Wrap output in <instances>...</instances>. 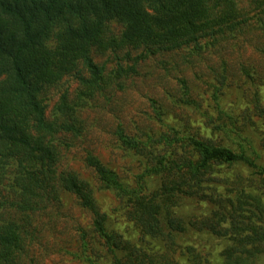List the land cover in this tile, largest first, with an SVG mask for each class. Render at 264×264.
Segmentation results:
<instances>
[{"label": "trees", "instance_id": "16d2710c", "mask_svg": "<svg viewBox=\"0 0 264 264\" xmlns=\"http://www.w3.org/2000/svg\"><path fill=\"white\" fill-rule=\"evenodd\" d=\"M256 15H264V0H0V206L11 197V208L28 215L73 196L91 216L76 253L86 264H180L171 256L179 249L202 264L198 247L209 237L229 241L221 251L226 264H264V163L237 129L236 108H223V83L213 84L206 108L185 80L173 99L184 113L203 116L207 134L191 126L190 114L167 122L155 99L158 126L134 133L117 126L118 147L135 164L131 182L90 152L83 158L136 239L117 232L93 185L64 165L84 131L78 111L97 95L123 89L150 58L215 52L220 37ZM106 55L113 65L100 62ZM66 77L79 84L76 99L66 90L48 114L45 94ZM242 116L264 125L258 93ZM232 167L249 176L229 175ZM146 238L163 241L167 251L150 252ZM23 246L17 222L1 221L0 264L15 263Z\"/></svg>", "mask_w": 264, "mask_h": 264}, {"label": "rangeland", "instance_id": "374dc122", "mask_svg": "<svg viewBox=\"0 0 264 264\" xmlns=\"http://www.w3.org/2000/svg\"><path fill=\"white\" fill-rule=\"evenodd\" d=\"M259 17H252L250 22L236 29L235 34L226 32L216 43L215 52L207 50L194 56L177 54L174 58L157 56L146 60L141 65L139 75L124 81L123 89L107 90L97 95L85 109L78 111L84 131L81 137L72 140L73 146L65 151L64 165H69L70 169L93 185L101 210L111 217L115 229L124 237L134 240L139 235L133 224L115 210L118 203L114 196L100 189L94 173L85 166L83 158L90 152L116 170L122 179L131 182L136 173L132 168L135 164L118 147L116 128L122 124L128 132L134 133L148 124L158 126L153 119L152 99L166 110L164 119L167 122L176 119L175 116L186 118L190 114L191 126H199L201 132L207 134L201 114L196 115L191 111L184 113L173 103V99L181 94V80L187 82L192 97L202 102L203 108L208 105L206 100L210 98L213 84L220 86L223 83V108H236L237 129L241 130L242 136L250 138L264 163V125L255 116L252 123L242 116V111L251 105L256 93L264 103V57L261 53L264 48V15ZM218 46L222 49L218 50ZM111 59L106 55L99 60L109 61L111 66L114 64L113 61L111 64ZM249 76H253L254 80ZM78 86L74 78L66 77L59 85L50 88L45 94L47 113L50 114L59 96L66 90L71 101L76 99ZM228 174H239L244 179L249 176V172L241 167H232ZM202 207L206 206L202 204ZM203 212L196 211L198 215ZM90 218V214L68 194H64L58 204L28 215H20L11 208V197L4 206H0V222L15 220L24 239L22 253L12 264H86L76 257V253L80 251V231L88 228ZM228 243L226 238L209 237L206 246L198 247L203 255L202 264H226L221 251ZM144 245L150 252L164 254L167 251L165 243L158 239L146 238ZM171 256L180 264H192L188 254L181 253V249Z\"/></svg>", "mask_w": 264, "mask_h": 264}]
</instances>
